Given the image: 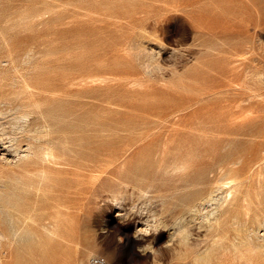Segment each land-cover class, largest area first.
<instances>
[{
    "label": "rangeland",
    "instance_id": "obj_1",
    "mask_svg": "<svg viewBox=\"0 0 264 264\" xmlns=\"http://www.w3.org/2000/svg\"><path fill=\"white\" fill-rule=\"evenodd\" d=\"M30 208L0 264H264V0H0V210ZM232 212L246 242L195 254Z\"/></svg>",
    "mask_w": 264,
    "mask_h": 264
},
{
    "label": "bare ground",
    "instance_id": "obj_2",
    "mask_svg": "<svg viewBox=\"0 0 264 264\" xmlns=\"http://www.w3.org/2000/svg\"><path fill=\"white\" fill-rule=\"evenodd\" d=\"M205 19V17H204V15L203 14H199L195 19H194V24L198 27V28H201V27H204L203 25H204V23H206V20H204ZM247 56V55H246ZM261 76V75H260ZM199 115V114H198ZM164 116V115H163ZM220 116H222V115H220ZM207 117V116H206ZM199 118H201V117H199ZM217 118V117H216ZM215 121V120H214ZM225 122H227V121H225ZM235 124V123H234ZM99 127H100V125L101 124H97ZM202 125H204V124H202ZM231 125V124H230ZM232 125H233V123H232ZM231 125V126H232ZM102 127L103 128H106L107 126H105L104 127V125H102ZM130 128H133V127H131L130 126ZM38 141V140H37ZM39 151H44V153H46V155L47 154H49V155H51V156H53V157H60L61 155H59V153L58 152H61L60 154H64V146H62V147H60V150L58 151L57 150V153L55 154L53 151H52V148L50 149V150H48V147H47V145L45 144V145H40L39 147ZM96 150H98L97 148L95 149V151ZM49 151V152H48ZM46 155H44V156H46ZM42 157V156H41ZM28 158V157H27ZM59 159V158H58ZM48 160H49V156H48ZM37 161V160H36ZM62 161V160H61ZM52 162V161H51ZM34 163H37V162H34ZM43 163V162H42ZM49 163V162H48ZM55 164H58V165H60L61 163L59 162V161H55L54 162ZM64 163V162H63ZM45 164V163H44ZM52 164H53V162H52ZM51 164V165H52ZM48 165V164H47ZM63 165V164H62ZM64 165H65V163H64ZM49 166V165H48ZM52 167V166H51ZM44 169V168H43ZM39 170V169H38ZM38 170H36V171H38ZM44 170H42L41 172H43ZM29 173H31V172H29ZM218 189V188H217ZM216 192H217V190H215ZM214 191V192H215ZM214 192H211L210 194H208L206 197H204V198H201V200H196V201H194L190 206H189V208H188V213H193V214H195V215H197L198 214V212L200 211V209H199V207L200 206H203L204 204H216V202L217 203H220L219 202V199H217L216 197H217V194H214ZM231 193V191L230 192H228V194H227V196H225V199L228 197H230L232 194H230ZM220 197V196H219ZM228 200V199H227ZM227 200H225V202L227 201ZM26 202V201H25ZM66 202V201H65ZM224 202V203H225ZM59 208V207H58ZM62 208V207H61ZM34 208H30V209H21V210H18L17 209V215L15 216L14 214H12V211L11 210H7L6 212H3L2 210H0V213L1 214H5V216L6 217H8L7 218V227H8V232H9V235L7 236V238L8 239H15V238H20L21 236H20V234H19V229H20V227H19V224L21 225V227L23 226V225H25L26 223H27V220L30 218L29 216H30V214L32 213V212H34ZM54 211V210H53ZM64 211V210H63ZM65 211H66V209H65ZM60 212H61V210H60ZM60 212L59 211H57V213H59L60 214ZM215 212V211H214ZM228 212V210H224L223 211V214L224 213H227ZM64 213H66V212H64ZM83 213V212H82ZM55 214V213H54ZM211 214V213H210ZM237 214V212H232V213H230V215H228V217H226L221 223H219V224H217L215 227H213V234H210V235H206V238H203L199 243H196L194 246L197 248V247H199L198 249H196V251H195V254H198L199 253V251H200V247L202 246L201 245V243H207V238H209V237H211V238H214V237H217V234H219L220 232H222L223 234H224V237L222 238V240H228L229 242H230V245L233 247V249H234V251H236L237 250V248H238V246L241 244H243L244 242H246V238L245 237H243L241 234H242V230H241V228H240V226H239V224L236 222L237 220H238V215H236ZM61 215H63V213L61 214ZM66 215H67V213H66ZM52 217V216H51ZM51 217H50V219H51ZM69 217V216H68ZM54 218V217H53ZM51 219V220H53V223H55L54 222V220H56V219ZM58 218H60L59 217V215H58ZM57 218V219H58ZM67 217H65V220H68V219H66ZM39 220V222H40V224L43 226V228H46V225L47 224H44V221L46 220V217H43V216H41L40 218H38ZM49 220V219H48ZM48 220H46V222L48 221ZM59 220V219H58ZM208 219H206V221H207ZM57 221V220H56ZM228 221L229 222H232L231 224H232V226H234L233 227V236L231 235V234H229V232H228V230L226 229V227H225V225L228 223ZM45 222V223H46ZM58 222V221H57ZM56 222V223H57ZM61 223L60 224H62V222L64 223V221H60ZM208 222V221H207ZM71 223V222H70ZM57 225H58V223H57ZM54 226V225H53ZM52 226V228L54 229V227ZM29 227V226H28ZM60 226L58 225V228H59ZM62 227V226H61ZM56 228V227H55ZM22 229V228H21ZM27 233V232H26ZM24 234V233H23ZM229 234V235H228ZM241 236H242V238H241ZM211 243H213V244H217V241L214 239ZM212 247V246H211ZM258 247V246H257ZM259 248V247H258ZM262 248V247H261ZM210 249V248H209ZM206 251L205 252H207V248L205 249ZM209 251V250H208ZM247 262H249V261H247Z\"/></svg>",
    "mask_w": 264,
    "mask_h": 264
},
{
    "label": "built area",
    "instance_id": "obj_3",
    "mask_svg": "<svg viewBox=\"0 0 264 264\" xmlns=\"http://www.w3.org/2000/svg\"><path fill=\"white\" fill-rule=\"evenodd\" d=\"M89 264H105V263L101 258L95 257L90 260Z\"/></svg>",
    "mask_w": 264,
    "mask_h": 264
}]
</instances>
